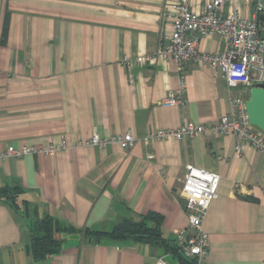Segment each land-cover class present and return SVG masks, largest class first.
<instances>
[{
	"label": "crops",
	"instance_id": "1",
	"mask_svg": "<svg viewBox=\"0 0 264 264\" xmlns=\"http://www.w3.org/2000/svg\"><path fill=\"white\" fill-rule=\"evenodd\" d=\"M178 1L0 0V188L21 190L19 203L28 209L25 217L21 204L13 209L0 199V264H153L159 256L182 264L152 244L80 236L67 237L57 255L37 263L28 252V227L48 215L61 226L109 232L153 214L149 224L173 247L187 225V165L220 177L202 224L203 264H264V154L248 144L236 150L233 137L212 129L231 97L242 95L249 127L264 139V85L232 89L220 73L191 61L181 75L182 103L165 106L180 73L155 55L171 34L170 6ZM189 2L200 13L208 0ZM223 6L246 19L264 15V0ZM199 43L206 55L226 44L216 36ZM186 123L205 130L186 140L142 141ZM93 132L105 139L130 134L134 143L127 150L92 147ZM24 147L36 153L2 156ZM50 147L54 154L45 155Z\"/></svg>",
	"mask_w": 264,
	"mask_h": 264
},
{
	"label": "built area",
	"instance_id": "2",
	"mask_svg": "<svg viewBox=\"0 0 264 264\" xmlns=\"http://www.w3.org/2000/svg\"><path fill=\"white\" fill-rule=\"evenodd\" d=\"M233 0H208L206 7L200 13L194 12L189 6V0H179L170 6L172 31L166 41L157 48L156 57L162 61L171 60L178 73H180L179 87L171 91L163 104L172 106L182 103L181 92L184 87L183 76L186 64L195 61L206 64L214 72L222 75L228 87H250L264 85V24L258 20V14L250 18L239 17L237 12L224 13L223 5ZM258 3L259 0H247ZM259 12V6H257ZM212 36L225 39V49L219 54H204L199 50L200 41ZM153 57H136L135 62L143 65ZM126 67L131 62L126 61ZM229 111L222 115L218 123L212 127L218 135H230L235 140L234 148L239 150L242 145H250L264 154V139L251 131L245 99L236 95L230 99ZM203 125L186 123L178 129H156L142 139L154 141L182 140L197 137L204 132ZM88 145L103 147L114 143L121 150L133 146L134 140L130 134L121 137L105 139L97 133H91ZM54 149L51 147L44 151L45 155L52 156ZM36 153L29 147L22 151L8 149L2 155L21 158L24 155ZM148 159L152 156L147 155ZM183 178L182 190L186 194L185 216L186 227L176 232L175 243L179 253L185 259H196V264H203L207 255L208 237L202 229V224L207 214L211 201L217 197L220 177L216 173L196 169L187 165ZM153 264H167L164 256H159Z\"/></svg>",
	"mask_w": 264,
	"mask_h": 264
},
{
	"label": "trees",
	"instance_id": "3",
	"mask_svg": "<svg viewBox=\"0 0 264 264\" xmlns=\"http://www.w3.org/2000/svg\"><path fill=\"white\" fill-rule=\"evenodd\" d=\"M258 20L264 24V15H257ZM21 190L18 188H0V199L4 200L13 209L23 206L24 216H28V209L23 202L19 203ZM25 204V203H24ZM157 219L153 214L145 216L141 221L123 220L109 232H99L92 229H75L73 227L61 226L48 215L35 218L29 224L30 243L28 252L37 263H42L49 258L57 255L67 237L80 236L89 240H130L133 242H143L152 244L164 251L177 255L182 264H196V259H185L175 243L172 247L162 237L158 225H150L149 220Z\"/></svg>",
	"mask_w": 264,
	"mask_h": 264
}]
</instances>
